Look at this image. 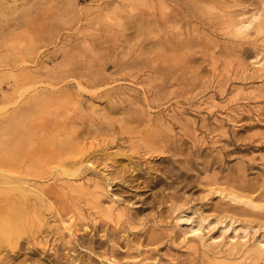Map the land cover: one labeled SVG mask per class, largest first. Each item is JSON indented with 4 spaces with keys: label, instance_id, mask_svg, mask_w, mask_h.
<instances>
[{
    "label": "rangeland",
    "instance_id": "1",
    "mask_svg": "<svg viewBox=\"0 0 264 264\" xmlns=\"http://www.w3.org/2000/svg\"><path fill=\"white\" fill-rule=\"evenodd\" d=\"M0 207V264H264V0H0Z\"/></svg>",
    "mask_w": 264,
    "mask_h": 264
},
{
    "label": "bare ground",
    "instance_id": "2",
    "mask_svg": "<svg viewBox=\"0 0 264 264\" xmlns=\"http://www.w3.org/2000/svg\"><path fill=\"white\" fill-rule=\"evenodd\" d=\"M1 210L3 209L2 207H0ZM18 208V207H17ZM0 210V211H1ZM2 213V212H1ZM0 213V214H1ZM4 216V215H3ZM17 219H19V212L17 213L16 210H13V215L10 219H6L4 222H2L3 224H5L7 227H13V224L15 222H17ZM2 223H0V226L2 225ZM220 244V243H219ZM258 249H264V241H261L260 244H258Z\"/></svg>",
    "mask_w": 264,
    "mask_h": 264
}]
</instances>
